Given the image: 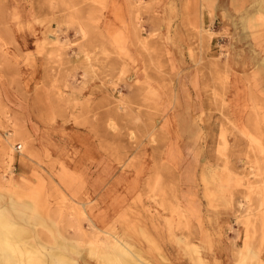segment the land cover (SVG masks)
Instances as JSON below:
<instances>
[{
    "label": "rangeland",
    "instance_id": "obj_1",
    "mask_svg": "<svg viewBox=\"0 0 264 264\" xmlns=\"http://www.w3.org/2000/svg\"><path fill=\"white\" fill-rule=\"evenodd\" d=\"M128 1L140 54L136 60L131 57V64L103 31L102 0H0V146L10 161L5 172L9 179L0 183L18 186L13 178L18 167L14 163L16 144L21 143L23 152L27 144L9 101L19 105L12 107L30 112V95L34 94L45 102L40 107L46 109L51 121H63L68 128L73 122L91 125L103 148L120 163L134 166L143 160L148 164L144 185L147 205L176 218L180 258L209 264L202 257L205 251L192 244L196 235L193 223L181 200L176 169L170 167L171 162L191 166L193 160L201 166L198 178L204 190L212 187L213 194L217 181L230 186L235 225L245 228L244 242L234 248L233 255L225 250L231 257L229 264L230 260L231 264H264V52L253 72L240 76L230 64L235 43L231 30L219 23L203 32L193 30L192 1H180L179 25H171V8H166L170 3ZM16 36L34 38L35 44L28 48L34 49L40 67L31 79L28 57L19 60L24 63L22 70L7 56L18 45ZM239 43L245 48L251 44L249 40ZM89 83L108 91V100L86 102L81 86ZM177 126L180 132H188L179 138V154L174 153L172 159V139L176 138L170 130H178ZM179 171L181 175L183 170ZM16 191L5 188L0 192V218L3 213L9 216L4 217L1 230L12 228V224L27 230L18 238L20 243L70 256L79 264H106L104 259L110 254L107 263L116 264L119 261L107 245L120 238L141 260L171 264L165 255L169 249L152 247L145 235L138 234V227L123 230L117 223L105 221L96 225L89 201L60 202L66 213L61 218L60 235L54 237L49 229L31 221L28 213L30 208L36 209L34 200L26 204L28 208L18 207L26 197ZM247 233L251 246L246 257L238 254ZM8 236L16 237L13 233ZM3 244L2 258L13 253ZM102 250L107 251L106 257ZM208 251L221 254V250ZM47 257L41 264L50 263ZM16 258L14 255L13 260ZM30 264L40 263L31 259Z\"/></svg>",
    "mask_w": 264,
    "mask_h": 264
},
{
    "label": "crops",
    "instance_id": "obj_2",
    "mask_svg": "<svg viewBox=\"0 0 264 264\" xmlns=\"http://www.w3.org/2000/svg\"><path fill=\"white\" fill-rule=\"evenodd\" d=\"M102 1L105 3L103 31L131 64V57L136 60L140 54L134 22L131 19L130 2ZM180 1L183 3L185 0H158V3H170L166 8H171V25L182 23L179 21ZM189 1H192V29L203 32L213 23L230 29L235 40L230 61L233 71L240 76L245 72H253L260 53L264 52V0ZM162 23L167 25L169 22ZM16 40L18 45H14L7 56L12 64L22 70L24 63L19 60L28 57L31 79L36 76L40 67L34 49L28 48L35 44L34 38L30 36L23 39L16 36ZM245 40L251 43L248 48L239 43ZM81 87V95L88 103L93 100H108V91L98 88L100 85L97 83L83 84ZM31 89H34V81ZM34 93L45 95L41 91ZM9 103L19 106L14 100ZM41 104L44 105L45 102L32 94L30 112L24 108L9 106L11 113L19 121L18 126L22 127V135L27 144L24 152L16 150L14 154V163L18 167H15L17 173L14 172L13 178L18 180V186L9 188L0 183V192L5 188L11 191L17 189V194L26 197L24 203L18 204L19 208H25L29 201L34 200L36 209L30 208L28 213L31 221L49 229L54 237L60 235L61 218L66 213L60 202L89 201L93 205L96 225L105 221L108 224L117 223L123 230L125 227H138V234L145 235L144 240L153 243L152 247L169 249V253L166 251L165 255L171 264H194L188 257L180 258L177 252L179 232L176 218L160 208L147 205L149 199L144 185L148 164L143 160L134 166L120 163L103 148L101 140L90 130L91 125L79 126L71 122L73 126L68 128L63 121H51L47 118L46 109L40 107ZM179 110L178 114L181 113ZM177 116L174 117L178 118ZM187 132L184 129L180 132L179 128L174 132L173 129L170 130L171 137L176 138L172 139V159L175 158L174 153L179 154V138L186 136ZM9 162L8 155L0 146V180L9 179L6 175L8 173H5ZM170 167L176 169L181 200L185 201V210L193 223L192 233L196 235L192 238V244L205 251L202 252V257L209 264H229L231 257L226 255L225 250L233 255L234 248L245 239V228L235 225L230 186L217 181L213 194L212 187L204 190L198 178L201 166L195 165L193 160L191 166L171 162ZM180 169L183 170L181 175ZM217 174L218 172L215 173ZM140 244L144 245L142 237ZM210 248L221 250V254L214 255L209 251L207 253Z\"/></svg>",
    "mask_w": 264,
    "mask_h": 264
},
{
    "label": "bare ground",
    "instance_id": "obj_3",
    "mask_svg": "<svg viewBox=\"0 0 264 264\" xmlns=\"http://www.w3.org/2000/svg\"><path fill=\"white\" fill-rule=\"evenodd\" d=\"M5 216L7 217L8 215L3 213V218H0V244L7 243L8 248L10 250H12L13 253L8 254V252H7L3 255V258L0 256L1 257L0 258V264H17V263L18 264H30L31 259L37 260L41 264V263L46 262V256L47 255H48L47 259L50 262L49 264H79L76 259H73L70 256L67 257L65 255H59L53 251L47 252L44 249H41L36 245L27 244L26 242L20 243L18 238L21 237L23 234H26L27 230L24 227H22L20 225H15V224L11 225L12 228L6 227V228H3L1 230V228L4 224V217ZM10 233L15 234V236H16L13 240L8 236ZM250 236L251 235L247 233L245 243H244L241 251H239L238 255H241L243 253L244 256L246 255V257H247V251L250 250V246H251L250 245L251 240H249ZM114 239H113V241H114ZM107 246H108L109 251H111L113 254H115V257H116L115 260L119 261V262H116V264H149V263L145 262L143 259L141 260V258L139 256H137V254L134 252L133 247L130 244L125 243L120 238H116L114 243L111 242ZM96 247L98 248V245ZM102 252H103L102 254H105V252L107 254V251L102 250ZM106 254L104 255L105 257H106ZM14 255L17 257L16 260H13ZM104 256L102 255L101 257L104 258ZM109 256H111V255L108 254L107 257H109ZM107 257L104 259V260H106V264H112V263H107L110 259V258L108 259ZM17 259H18V261H17ZM120 260H122V262ZM202 262L203 261L201 260V263ZM257 263H259V262H256V264ZM238 264H241V263H238Z\"/></svg>",
    "mask_w": 264,
    "mask_h": 264
},
{
    "label": "built area",
    "instance_id": "obj_4",
    "mask_svg": "<svg viewBox=\"0 0 264 264\" xmlns=\"http://www.w3.org/2000/svg\"><path fill=\"white\" fill-rule=\"evenodd\" d=\"M21 148H22L21 143H17V144H16V149H17V151H21Z\"/></svg>",
    "mask_w": 264,
    "mask_h": 264
}]
</instances>
